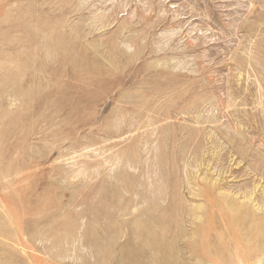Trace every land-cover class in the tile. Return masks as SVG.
<instances>
[{
  "label": "rangeland",
  "instance_id": "1",
  "mask_svg": "<svg viewBox=\"0 0 264 264\" xmlns=\"http://www.w3.org/2000/svg\"><path fill=\"white\" fill-rule=\"evenodd\" d=\"M258 219L264 0H0V264H264Z\"/></svg>",
  "mask_w": 264,
  "mask_h": 264
},
{
  "label": "bare ground",
  "instance_id": "2",
  "mask_svg": "<svg viewBox=\"0 0 264 264\" xmlns=\"http://www.w3.org/2000/svg\"><path fill=\"white\" fill-rule=\"evenodd\" d=\"M248 199H249V198H248ZM235 207L237 208L238 211H241V210L243 209V206H235ZM231 209H232V207H231ZM248 213H249V212H245L244 215H245V216H249ZM254 217H255V216H254ZM258 222H259V224H261V225L264 224L262 221H260V219H258ZM244 262H245V261H244ZM244 262H243V263H244ZM137 264H138V263H137Z\"/></svg>",
  "mask_w": 264,
  "mask_h": 264
}]
</instances>
